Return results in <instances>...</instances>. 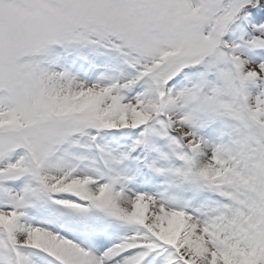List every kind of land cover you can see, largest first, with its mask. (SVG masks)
<instances>
[{"label":"snow or ice","instance_id":"1","mask_svg":"<svg viewBox=\"0 0 264 264\" xmlns=\"http://www.w3.org/2000/svg\"><path fill=\"white\" fill-rule=\"evenodd\" d=\"M0 264H264V0H0Z\"/></svg>","mask_w":264,"mask_h":264}]
</instances>
